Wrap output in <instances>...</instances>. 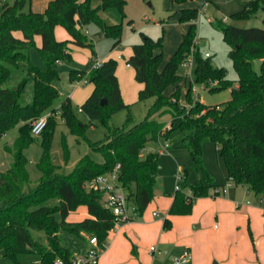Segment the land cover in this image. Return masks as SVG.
Listing matches in <instances>:
<instances>
[{
	"label": "trees",
	"instance_id": "1",
	"mask_svg": "<svg viewBox=\"0 0 264 264\" xmlns=\"http://www.w3.org/2000/svg\"><path fill=\"white\" fill-rule=\"evenodd\" d=\"M32 1L0 0V138L19 126V135L8 149L13 153V161L0 172V258L4 256L19 264L20 255L37 254L43 264H55L57 258L70 264L74 255L63 243L61 231L83 240L96 236L101 244L105 242L117 218L105 206V192L88 189L87 182L112 172L120 164V184L134 213L141 216L155 197L160 169L159 153L150 152L142 157V152L149 143L161 137L170 138L174 133L181 138V147L189 150L194 168L204 173L209 184L193 185L190 197L176 190L170 215L191 214L194 200L209 196L210 188L216 187L203 162L206 141L214 142L220 150L234 184L246 185L257 195H264V27L240 28L223 20L216 21L231 48L237 80L229 79L225 68L216 67L195 48L199 8L179 10L180 21L190 26L163 68V37L154 39L143 34V41L133 45L128 59L135 68L136 80L143 84L139 100L154 98L140 123L129 116L121 127L109 125L115 113L130 106L121 93L117 60L110 58L90 71L72 69V82L87 78L94 85L90 96L80 105V111L91 122L101 121L108 132L103 139L88 140L91 149L103 156L102 162L85 155L72 173L62 174L51 157L57 119L47 122L41 138L33 136L32 123L57 108L56 102L62 94L58 85L59 63L73 59L70 44L90 47L95 54L94 43L84 32L88 24L96 22L106 35L113 37V48L121 42V25L106 23L100 10L113 6L123 8L126 0H102L96 8L91 0H51L43 12L34 11ZM173 1L182 5L189 0ZM252 4L232 17L250 16L262 5ZM57 25L63 26L73 39L58 40ZM16 31L22 36H17ZM36 36L42 39L38 50L46 69L31 60V50L37 47ZM191 53L195 56L196 83L212 92L231 88V98L224 104L207 105L194 96L192 85L184 95L186 104L182 103L181 83L188 84V81L179 73V68ZM256 60L261 61L260 71L254 67ZM92 61H96L94 56ZM214 81L218 84L211 86ZM171 86H176L175 91L168 94ZM59 108L61 118L72 132L83 134L86 124L74 111L71 98L66 97ZM38 140L42 147L37 163L41 176L36 186L27 190L31 176L26 150ZM187 174L188 171L185 178ZM81 205L87 207L89 216L77 222L68 221V216ZM170 226L171 220L167 217L164 227Z\"/></svg>",
	"mask_w": 264,
	"mask_h": 264
},
{
	"label": "rangeland",
	"instance_id": "2",
	"mask_svg": "<svg viewBox=\"0 0 264 264\" xmlns=\"http://www.w3.org/2000/svg\"><path fill=\"white\" fill-rule=\"evenodd\" d=\"M8 1L11 2L13 0ZM45 1L48 0H40L39 3ZM251 1L260 2L262 5L250 16L232 17V14L236 12L251 8L253 5ZM91 3L96 8L101 5L102 0H91ZM187 7L199 8V17L196 21L195 48L205 58H207L206 53H209L210 62L218 68H225L229 79H238L237 71L230 56L231 48L224 39L216 21L223 20L240 28L264 27V0H189L182 5L175 3L173 0H126L123 8L113 6L101 9L100 16L106 23L121 25V42L113 48L115 42L113 37L106 35L105 31L96 22L88 24L84 28V32H86L89 41L94 43L95 54L90 47L71 43V50L75 55L74 58L67 59L59 64L61 78L58 85L62 94L56 102L57 108L55 111H48L41 116L46 118L47 122L53 118L57 119L51 146V157L54 163L58 165L60 173H72L78 162L85 155L91 156L95 161L102 162L103 156L91 149L88 140L97 141L103 139L108 132V127L101 121L91 122L89 117L80 111L81 100L90 84L71 82L70 71L74 68L89 70L94 64L92 61L93 56L97 61L103 62L106 58L117 60L118 54L124 55L123 60H117V67L120 69L125 64V60L132 55L133 45L143 41V34L154 39L163 37V68L179 47L183 35L189 29L190 23H183L179 19V10ZM63 29L65 28L63 27ZM15 34L19 37L22 35L20 31H16ZM69 39H71L70 34ZM38 47L40 45L31 50V60L36 66L46 69V63L41 57ZM192 60V64L185 63L179 68V73L184 75L188 81V84L181 83L182 103L186 104L184 95L189 85H192V87L196 86L198 90L197 98L201 96V100L207 105H222L228 101L231 98L230 87L212 92L204 88L202 84L195 82L196 65L194 55ZM260 65V60L254 62V67L257 71H260ZM175 87H169L167 92H172ZM66 93L71 95L74 111L86 124L83 134L72 132L60 116L59 107L66 98ZM153 103L154 98H149L129 104L128 109L121 110L110 118V127L123 126L129 116L133 118L135 123L142 122ZM18 134L19 126L17 125L7 131L0 139V172L8 168L13 161V153L8 149L13 146V140ZM167 144L169 149L166 146ZM150 152L159 153L158 188L168 192L167 195H164L158 189L154 197L155 203H158L155 210L160 213V217L152 215V218L154 221H161V228L159 227L157 231L156 226H150L144 233H139L142 238L139 241L130 235V230L128 232L125 231L123 233L124 241L120 243L122 255L119 260L113 261L112 264H174L175 259L181 257L187 246L191 244L185 243L190 241V239L198 240L196 246H193V243L190 246L194 255V260L191 264H216L221 262L220 259H223V264H264V241L261 242L259 247L257 239L251 232L248 217L243 220L244 222H241L240 218L234 219L235 222L237 221L238 230L234 232V235H231L230 243L214 233L213 228L216 224L217 226L222 224V220L217 219L215 211L212 210L213 206L211 207L208 203L212 204L217 198L228 195L223 192L216 196H212V194L210 198L199 197L195 199L194 206L198 203V208L194 212L192 211V218H188L190 214L170 215L172 226L167 229L169 232L161 241L160 234L162 229H164L162 219L168 216L164 208L170 200L169 197L176 193L177 182H180V190L189 197L192 195L193 185H198L201 182L208 185L209 182L202 171L194 168L189 150L186 147H181V138L176 133L172 134L170 138L161 137L159 140L149 143L143 150L142 157ZM41 154L42 147L39 140L26 150L27 167L31 176V182L26 186L27 190L36 186L41 176L37 166ZM203 162L213 182L224 184L228 186L227 189L230 193L238 194V206L236 208L239 209V216L243 214L246 216V208L248 206L263 202L262 198L264 197L257 195L254 191L248 192L245 185H236L230 182L220 150L212 141H206L203 144ZM186 171H188V174L185 178L184 174ZM179 176H181L180 179ZM230 193L229 195H231ZM81 211L82 209L77 211L76 214L74 213L71 218L75 220L83 219V216H77ZM200 222H203V226L195 227V224ZM118 229L119 226H116L110 232V235H108L109 241ZM194 231L198 233L196 238L193 236ZM60 235L63 243L72 252L78 254H82L89 244V242L66 231H61ZM166 237L168 238L167 240ZM126 249H128V252ZM164 250H169V255L165 259H161L160 255ZM37 260H39V255L37 254H22L19 256V264H33ZM0 264L14 263L2 256Z\"/></svg>",
	"mask_w": 264,
	"mask_h": 264
},
{
	"label": "crops",
	"instance_id": "3",
	"mask_svg": "<svg viewBox=\"0 0 264 264\" xmlns=\"http://www.w3.org/2000/svg\"><path fill=\"white\" fill-rule=\"evenodd\" d=\"M50 1L51 0L45 1L43 3H39L40 0H33L31 7L34 11L43 12L46 10ZM37 7H39V8H37ZM55 35H56V38L58 40H72L73 39L71 35H70L71 39H69L68 31L63 29V26H61V25L56 26ZM36 44H37V46L40 45V47H41L42 39L40 36H36ZM70 47H71V44H70ZM71 54H72V58H74L75 55L73 54L72 50H71ZM123 59H124V55H121V54L117 55V60H123ZM106 60H108V58H106L104 61H106ZM92 66L87 71H90L92 69ZM77 69H80V68H77ZM116 74L118 76L120 89H121V93H122L124 101L127 104H131V103H135L137 100H139V91L143 88V84L136 80L135 68H133V66L131 64L128 65V59L125 60V64L122 65V67L120 69H119V67H117ZM74 83H76V82H74ZM76 84H87V83H81L80 82V83H76ZM88 84H90V87L88 88L87 92L84 94V97L81 100L82 103L90 96V94L92 93V91L94 89V85L92 83L88 82ZM174 91H175V89H173L172 92H167V93L171 94ZM66 97L71 98V95L69 93H66ZM199 97L201 98V96H199ZM15 138H14V140H15ZM227 175H228V173H227ZM228 178H229V176H228ZM229 180H230V178H229ZM214 184L216 185V187L225 186L224 184H216L215 182H214ZM216 187L210 188V195L204 196V198H210L212 195L213 189ZM246 188H247L248 192L249 191L251 192V190H249V188L247 186H246ZM158 189L159 188L156 189L155 195L157 194ZM159 191H160V193L163 192L164 195H167V194H165L166 191H164L162 188H160ZM229 193L230 192L228 190L226 193V194H228L227 196L222 197V198H220V197L217 198L214 201V203H212V204L207 202L208 204L211 205V207L213 206L212 210L215 211L217 219L222 220V224H218V226L216 224V226L213 228L214 233H216L219 237L223 238L225 241H228V243H230L231 237H232L231 235H234V232L238 230L237 226H236L237 221L235 222L234 219L237 220L240 218L241 222H244L243 220H245V218L248 217V223L250 225L251 232L254 234V236L257 239V242L259 244V247H260L261 242L264 241V198H262L263 202H261L260 204L248 206L246 208V216L244 214L242 216H239V213H240L239 209L236 208V206H238L237 205L238 204V202H237V195L238 194L232 192V193H230L231 195H229ZM212 196H214V195H212ZM261 196L264 197V195H261ZM169 198H170V200H169L167 206H165V208L163 207L165 209V211L168 213V216H166L165 218L170 216L169 210H170L172 203H173V200H174L173 196H171ZM207 200H209V199H207ZM200 202H202V201H200ZM157 205H158V203H155L154 198H153V200L150 202V204L147 206L145 212L141 216H137V214H134V212H132L133 220H131L127 223L121 224L119 226V229L116 231V233L113 235V237L111 238L110 241L108 239L109 236L107 237V239H106L107 247L100 253L101 255L99 256V264H112L113 261L119 260V257L122 255L121 250H120V243L122 241H124V234L123 233L125 231L128 232V230H130L131 231L130 235L133 238L138 239V241H139L142 239L141 236H139V233L140 232H141V234L144 233L145 231H147V229H149L150 226H152V225L156 226L157 231L159 230V227L161 228V221H157V220L154 221L152 218V215L156 216L155 215V212H156L155 209H156ZM197 208H198V203L195 204V206L193 207V212H194V210H197ZM80 209H82V211L80 214L78 213L77 216L81 215L84 218L89 216L87 207L84 205H81V206H79V208L75 212H72L68 216V218H67L68 221L77 222V221L83 220L84 218L81 220H75V219L71 218L72 215L74 213L76 214V212L80 211ZM172 215H175V214H172ZM189 216L190 217H188V218H192L191 214ZM158 217H160V213H159ZM165 218L162 219L164 229H162V233L160 234V236H161L160 240L161 241H163L167 232H169L167 229H170L172 226L171 225L170 228L164 227ZM170 220H171V218H170ZM171 224H172V220H171ZM201 226H203V222L195 224V227H201ZM109 235H110V233H109ZM193 236H194V238H196V236H198V233H196L194 231ZM171 237H172V234H171ZM167 239L168 238L166 237V240ZM84 240L86 242H88L89 241L88 236ZM180 241H181V239H180ZM185 243L186 244L187 243H189V244L193 243V246H196L198 244V240H196V239L191 240L190 239V241H186ZM191 244L187 246L185 251L190 250V252L192 253V249L190 247ZM88 248H89V244L87 245L85 251L82 254H78L75 252H72V253L74 256L83 255L86 253ZM126 251L128 252V249H126ZM168 255H169V250H164L161 252L160 257H161V259H165ZM193 260H194V255L192 253V259L187 264H191ZM220 261H221L220 263H216V264H223V259H220Z\"/></svg>",
	"mask_w": 264,
	"mask_h": 264
},
{
	"label": "built area",
	"instance_id": "4",
	"mask_svg": "<svg viewBox=\"0 0 264 264\" xmlns=\"http://www.w3.org/2000/svg\"><path fill=\"white\" fill-rule=\"evenodd\" d=\"M193 55L194 53L189 55L187 61L185 63H193ZM206 56H209V53H206ZM182 64V65H183ZM102 65V61H95L92 68H96ZM128 65H130L128 63ZM76 83H88L87 78H83L81 80H76ZM218 81L211 82V86L217 85ZM194 96L197 97L198 90L196 86L193 87ZM47 126V119L44 117H40L36 119L32 123V134L35 137H39L42 135L43 131ZM169 149V145H166ZM121 165L118 164L115 169L106 174H102L97 176L91 181H88L86 187L88 189H98L100 191L105 192V206L108 207L117 218L116 226H120L123 223H127L133 220L132 212H134V208L129 204L128 195L126 190L122 187L119 181V170ZM181 176H179V179ZM231 183H233L230 180ZM180 182L178 181L176 184V190H180ZM228 186L223 187H216L213 189L212 194L214 196L221 194L222 192L225 194L228 191ZM135 214V213H134ZM156 216H159V212H155ZM114 227V228H115ZM89 248L87 249L86 253L83 255L74 256L71 259L70 264H99V256L100 253L107 247V241L100 243L99 239L96 236L89 237ZM192 259V253L190 250H186L184 254L175 259L174 264H187ZM33 264H43L41 259L35 261ZM55 264H68L63 259L57 258Z\"/></svg>",
	"mask_w": 264,
	"mask_h": 264
},
{
	"label": "water",
	"instance_id": "5",
	"mask_svg": "<svg viewBox=\"0 0 264 264\" xmlns=\"http://www.w3.org/2000/svg\"><path fill=\"white\" fill-rule=\"evenodd\" d=\"M102 103H103V104H105V103H106V100H105V99H103Z\"/></svg>",
	"mask_w": 264,
	"mask_h": 264
}]
</instances>
